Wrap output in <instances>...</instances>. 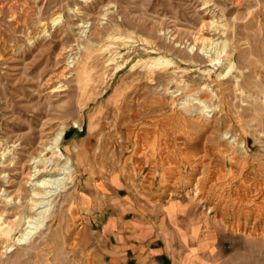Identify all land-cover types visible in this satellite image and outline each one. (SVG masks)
<instances>
[{"label": "rangeland", "instance_id": "1", "mask_svg": "<svg viewBox=\"0 0 264 264\" xmlns=\"http://www.w3.org/2000/svg\"><path fill=\"white\" fill-rule=\"evenodd\" d=\"M45 122L60 155L37 153ZM66 158L43 224L4 252L27 225L24 174L60 177ZM102 177L157 229L146 264H264L245 187L264 192V0H0V264L95 262Z\"/></svg>", "mask_w": 264, "mask_h": 264}, {"label": "crops", "instance_id": "2", "mask_svg": "<svg viewBox=\"0 0 264 264\" xmlns=\"http://www.w3.org/2000/svg\"><path fill=\"white\" fill-rule=\"evenodd\" d=\"M89 250L92 264H146L159 255L157 229L149 223L134 196L121 195L112 179L102 177L94 185Z\"/></svg>", "mask_w": 264, "mask_h": 264}, {"label": "bare ground", "instance_id": "3", "mask_svg": "<svg viewBox=\"0 0 264 264\" xmlns=\"http://www.w3.org/2000/svg\"><path fill=\"white\" fill-rule=\"evenodd\" d=\"M198 42H204V39H200ZM125 44H127V41L124 42ZM123 43V44H124ZM124 44V45H125ZM204 46V45H203ZM216 60V59H215ZM252 61V60H251ZM126 62V61H125ZM212 62V61H211ZM244 62V61H243ZM251 63V62H250ZM248 64V63H246ZM251 67V66H250ZM249 71V70H248ZM250 72V71H249ZM113 77V75H112ZM50 79V78H49ZM148 81V80H147ZM142 84V83H141ZM145 85V84H144ZM162 85V84H160ZM131 88V87H130ZM129 88V89H130ZM151 88V87H150ZM165 88V87H163ZM162 88V89H163ZM138 89V88H137ZM139 90V89H138ZM148 90V89H147ZM153 90H157V87H153ZM164 90H168V88L166 87ZM128 91V90H127ZM131 91V90H130ZM137 91V90H136ZM158 91V90H157ZM141 92V91H140ZM136 93V92H135ZM158 93V92H157ZM138 95V94H137ZM132 96V95H131ZM133 97V96H132ZM160 101V100H159ZM162 101V99H161ZM168 104H170L172 107L173 104L170 100H168L167 102ZM163 104V103H162ZM185 106V105H184ZM186 108V107H185ZM178 109V108H176ZM177 111V110H176ZM181 111V110H180ZM186 111V110H185ZM198 114V113H197ZM191 118V117H190ZM199 118V117H196ZM195 118V119H196ZM50 119V118H49ZM55 120V119H54ZM188 119H186L187 121ZM44 121V120H43ZM200 123L199 120H196ZM42 122V121H41ZM197 122V123H198ZM180 123V121H179ZM206 123V122H205ZM182 124V123H181ZM207 124V123H206ZM41 125V124H40ZM46 122L44 124H42V128H40L41 133H40V138L38 140V149H37V153L41 154L45 149H50L52 153H57L58 155H60L59 150H58V144L59 141L62 137V132L59 131L57 133H55L51 127L46 126ZM46 126V127H45ZM195 126V125H194ZM184 128V127H183ZM39 132V131H38ZM37 138V137H36ZM224 139V138H223ZM37 140V139H36ZM182 140V139H181ZM34 141V140H33ZM30 143V142H29ZM50 143V144H49ZM182 143V142H181ZM184 143V142H183ZM33 144V143H32ZM31 144V145H32ZM186 144V143H185ZM182 144V145H185ZM37 148V147H36ZM30 150H28L29 152ZM34 152V151H33ZM202 157L203 155L199 154V156H197L196 158L199 159V161L196 159L194 160L193 163V168L195 169V171H201L199 169V167H202L203 162H202ZM201 159V161H200ZM43 160L42 158H39L38 161ZM27 161V160H26ZM26 163V162H24ZM22 163V164H24ZM27 164V163H26ZM25 164V165H26ZM204 166V165H203ZM71 165H70V159L66 158L63 162V164L58 167V165H54L50 168L51 172H55L59 174H62V176H58L57 178H43L41 180H38V177L40 176L37 172L39 170H36L35 173H31V170L29 168V170L24 174L23 177V182H24V186H26L28 188V191H30L31 195H30V200L31 202L28 204V206L26 207V211L25 214L23 216V220L25 223H27L26 227L21 230V232L17 235V236H12V234L10 235L9 233L13 232L15 230V226L9 228L7 231H5L4 233L7 234V241L10 242L8 245H4L3 246V251L4 252H8L9 250H12L13 247L19 243H25L29 240V238L36 232V230L38 229V227L40 225L43 224V220L46 217V210H48V207L45 208L43 210V212H35L36 208L40 207V205L42 206H46L47 204H49L50 199H46V200H38L39 198H50L53 197L55 195H57L59 192L63 191L64 187H65V183L66 180L69 179V175L71 173ZM216 170V169H215ZM18 176V175H17ZM247 188V191L250 194V200L249 202L252 203L251 205H256L257 204H261L264 201V196H263V187L261 185H257L256 187L253 183H249L245 186ZM249 188V190H248ZM22 189V187H21ZM22 191V190H21ZM24 192V191H23ZM10 199L12 200V196L10 197ZM264 203V202H263ZM254 211V210H253ZM252 211V212H253ZM21 212V211H20ZM250 213V212H248ZM249 215V214H247ZM251 217V216H250ZM260 218V214L257 213V211H254V219L259 221ZM253 220V219H252ZM256 226V225H255ZM245 228V226L243 227ZM251 228V227H250ZM261 228V227H260ZM254 229V228H253ZM262 230V228H261ZM254 231V230H253ZM257 232V231H256ZM263 234V233H262ZM261 236V234H260ZM7 246V247H6ZM9 248V249H8Z\"/></svg>", "mask_w": 264, "mask_h": 264}]
</instances>
